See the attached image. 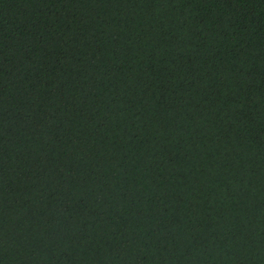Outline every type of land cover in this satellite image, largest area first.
Instances as JSON below:
<instances>
[{"label":"trees","instance_id":"16d2710c","mask_svg":"<svg viewBox=\"0 0 264 264\" xmlns=\"http://www.w3.org/2000/svg\"><path fill=\"white\" fill-rule=\"evenodd\" d=\"M0 264H264V0H0Z\"/></svg>","mask_w":264,"mask_h":264}]
</instances>
